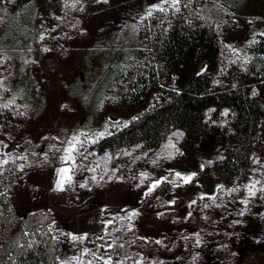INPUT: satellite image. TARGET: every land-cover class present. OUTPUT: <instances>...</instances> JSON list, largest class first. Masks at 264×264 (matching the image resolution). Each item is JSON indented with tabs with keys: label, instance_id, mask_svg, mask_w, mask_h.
<instances>
[{
	"label": "rangeland",
	"instance_id": "rangeland-1",
	"mask_svg": "<svg viewBox=\"0 0 264 264\" xmlns=\"http://www.w3.org/2000/svg\"><path fill=\"white\" fill-rule=\"evenodd\" d=\"M175 16L213 26L220 82L264 38V0L238 12L220 0H0V173L15 181L11 204L0 203V237L9 225L11 237L38 226L54 239V264H264V147L232 183L209 170L220 146L204 152L179 131L155 150L91 149L130 117L103 94L110 65L144 45L152 19ZM73 136L82 144L66 164Z\"/></svg>",
	"mask_w": 264,
	"mask_h": 264
},
{
	"label": "trees",
	"instance_id": "trees-1",
	"mask_svg": "<svg viewBox=\"0 0 264 264\" xmlns=\"http://www.w3.org/2000/svg\"><path fill=\"white\" fill-rule=\"evenodd\" d=\"M220 1L234 12L245 4ZM180 16L168 17L161 26L152 19L148 25L154 27L146 26V51L144 45L127 46L110 65L103 94L115 93L124 116L130 117L121 128L99 134L91 149L114 155L136 146L155 150L179 131L184 143L204 152L220 146L222 156L209 170L232 183L264 147V38L251 44L245 67L234 64L220 82L223 64L215 29L200 19L188 22ZM222 113L225 119L220 121ZM11 174L0 173V203L5 208L11 204L8 192L15 187ZM0 218L2 229L8 221ZM8 229L12 232L10 225ZM39 231L34 226L12 237L9 232L1 235L0 264H54V239Z\"/></svg>",
	"mask_w": 264,
	"mask_h": 264
},
{
	"label": "snow or ice",
	"instance_id": "snow-or-ice-1",
	"mask_svg": "<svg viewBox=\"0 0 264 264\" xmlns=\"http://www.w3.org/2000/svg\"><path fill=\"white\" fill-rule=\"evenodd\" d=\"M161 2L163 4H169L170 7H175V5L179 4L180 0H171V3L169 2V0H161ZM159 11H165V9L163 7H160L158 9ZM149 15H151V12H149ZM82 135H86V134H82ZM102 135V134H101ZM82 144V142L80 141V138L78 136H73L71 140H69L67 142V147L63 149L65 155L62 157L64 163H68L69 161L74 163V153H76L78 151L77 145ZM6 163V161H5ZM71 168L67 167V168H63L60 170V175H61V180L58 181V187L62 190L63 189V183H64V178L66 177L67 180L70 182L71 181V176L67 175L70 172ZM177 176L179 177L180 174L177 173ZM181 179H184L185 182L189 181L192 179L191 176L188 177H180ZM155 185H153L154 187ZM151 190V189H150ZM136 213H132V215H135ZM104 264H110L109 260H105Z\"/></svg>",
	"mask_w": 264,
	"mask_h": 264
},
{
	"label": "water",
	"instance_id": "water-1",
	"mask_svg": "<svg viewBox=\"0 0 264 264\" xmlns=\"http://www.w3.org/2000/svg\"><path fill=\"white\" fill-rule=\"evenodd\" d=\"M204 68H205V65H202V67H201V71H203L204 70ZM111 119H113V120H117L115 117H113V116H109ZM208 264H217V260H213L212 262H210V263H208Z\"/></svg>",
	"mask_w": 264,
	"mask_h": 264
}]
</instances>
